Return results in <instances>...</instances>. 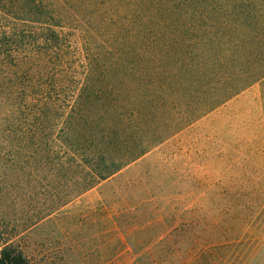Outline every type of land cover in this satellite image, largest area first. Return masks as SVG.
<instances>
[{"label":"rangeland","instance_id":"rangeland-1","mask_svg":"<svg viewBox=\"0 0 264 264\" xmlns=\"http://www.w3.org/2000/svg\"><path fill=\"white\" fill-rule=\"evenodd\" d=\"M119 8L105 6V16L121 17ZM87 42L93 56L107 47ZM79 83L42 96L55 109L40 116L23 94L0 88V237L34 264H255L264 249V83L65 205L77 189L62 168L61 109Z\"/></svg>","mask_w":264,"mask_h":264},{"label":"trees","instance_id":"trees-1","mask_svg":"<svg viewBox=\"0 0 264 264\" xmlns=\"http://www.w3.org/2000/svg\"><path fill=\"white\" fill-rule=\"evenodd\" d=\"M129 1L0 0V88L40 116L55 109L42 96L80 82L61 109L62 168L77 189L65 205L264 83V0ZM86 38L107 47L93 56ZM0 264L34 263L2 236Z\"/></svg>","mask_w":264,"mask_h":264}]
</instances>
